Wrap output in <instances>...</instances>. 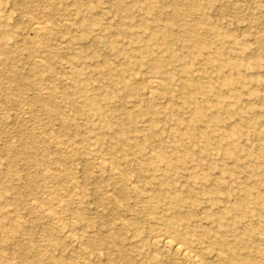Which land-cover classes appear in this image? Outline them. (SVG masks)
Returning a JSON list of instances; mask_svg holds the SVG:
<instances>
[{
    "label": "rangeland",
    "instance_id": "rangeland-1",
    "mask_svg": "<svg viewBox=\"0 0 264 264\" xmlns=\"http://www.w3.org/2000/svg\"><path fill=\"white\" fill-rule=\"evenodd\" d=\"M260 2L0 0V264H264Z\"/></svg>",
    "mask_w": 264,
    "mask_h": 264
},
{
    "label": "bare ground",
    "instance_id": "bare-ground-1",
    "mask_svg": "<svg viewBox=\"0 0 264 264\" xmlns=\"http://www.w3.org/2000/svg\"><path fill=\"white\" fill-rule=\"evenodd\" d=\"M262 3H264V0H260ZM78 2V1H77ZM260 2V3H261ZM80 3V2H79ZM77 4V3H76ZM81 4V3H80ZM80 4L79 5H77V6H80ZM50 27V26H49ZM48 26H36L35 27V30L38 32H40V31H43L44 30V32H45V30L47 31L48 30V28H49ZM34 32V31H33ZM43 32V33H44ZM48 32V31H47ZM46 35V34H45ZM160 83L158 82V81H151L150 83H149V86H148V91H149V93L152 95V96H154V94H155V89H156V87L159 85ZM148 93V94H149ZM156 93H157V91H156ZM151 97V96H150ZM46 108V107H45ZM105 166V165H104ZM45 176V175H44ZM134 189V188H133ZM44 213H46V214H48L49 215V217H51V220L52 221H56L57 220V218L54 216V215H52V214H49L47 211H44ZM43 214V213H42ZM44 215V214H43ZM155 243L159 246V247H161L163 250H166V251H168V252H170V253H172V254H174V255H177V256H181V257H184V258H187V259H190V260H192V261H194L195 262V260L197 259H194L193 257H192V255H190V251L188 252V249H185V248H183V247H181L180 246V243L178 244L177 243V241H175L174 239H172V237H170V236H168V235H160V236H158V237H156L155 238ZM198 264L200 263L201 264V262L199 261L198 262V259H197V261H196Z\"/></svg>",
    "mask_w": 264,
    "mask_h": 264
}]
</instances>
